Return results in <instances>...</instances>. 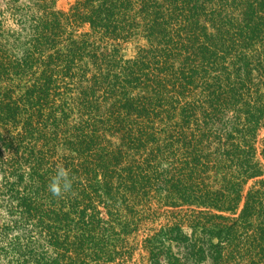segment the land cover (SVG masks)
I'll list each match as a JSON object with an SVG mask.
<instances>
[{
	"label": "trees",
	"instance_id": "16d2710c",
	"mask_svg": "<svg viewBox=\"0 0 264 264\" xmlns=\"http://www.w3.org/2000/svg\"><path fill=\"white\" fill-rule=\"evenodd\" d=\"M263 131L264 0H4L0 264H264Z\"/></svg>",
	"mask_w": 264,
	"mask_h": 264
},
{
	"label": "clouds",
	"instance_id": "9594fccd",
	"mask_svg": "<svg viewBox=\"0 0 264 264\" xmlns=\"http://www.w3.org/2000/svg\"><path fill=\"white\" fill-rule=\"evenodd\" d=\"M72 181L69 172L64 167L59 166L54 176H52L48 185L49 191L54 196H60L71 189Z\"/></svg>",
	"mask_w": 264,
	"mask_h": 264
},
{
	"label": "rangeland",
	"instance_id": "374dc122",
	"mask_svg": "<svg viewBox=\"0 0 264 264\" xmlns=\"http://www.w3.org/2000/svg\"><path fill=\"white\" fill-rule=\"evenodd\" d=\"M74 2V0H55V7L58 9V10H62V11H65L67 10L70 5ZM3 3H4V0H0V8H2L3 6ZM126 53L128 55H132L134 54V50L132 48H128L126 50ZM264 137V131L260 134V138ZM251 184V181L248 182L247 186ZM142 257L139 255V253H136L134 255V261L132 264H144V261L141 259ZM126 264H130V263H126Z\"/></svg>",
	"mask_w": 264,
	"mask_h": 264
}]
</instances>
